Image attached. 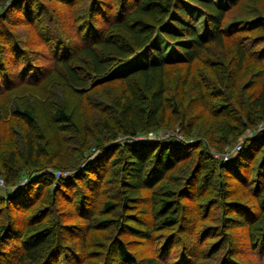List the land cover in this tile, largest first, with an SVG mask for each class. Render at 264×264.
Here are the masks:
<instances>
[{"label": "trees", "instance_id": "1", "mask_svg": "<svg viewBox=\"0 0 264 264\" xmlns=\"http://www.w3.org/2000/svg\"><path fill=\"white\" fill-rule=\"evenodd\" d=\"M254 1L0 0V39L29 24L50 55L42 64L38 48L15 42L5 59L0 44L10 187L0 264H264V126L254 127L264 120V12ZM192 11L202 35L184 21ZM176 63L184 70L168 81ZM175 125L194 139L113 140ZM247 127L229 158L209 150Z\"/></svg>", "mask_w": 264, "mask_h": 264}, {"label": "rangeland", "instance_id": "2", "mask_svg": "<svg viewBox=\"0 0 264 264\" xmlns=\"http://www.w3.org/2000/svg\"><path fill=\"white\" fill-rule=\"evenodd\" d=\"M215 2L218 5H221L223 7L227 6L226 0H215ZM253 3H255V5L258 7V9L261 12H264V0H255ZM18 14L19 15L22 14V9H21V12H19ZM190 16H191V20L184 19V21L186 23H191L192 25H194V27L197 29V31L201 35L204 34V26L205 25H204V21H203V15L199 12L192 11V12H190ZM20 24L21 23L14 25V26H10L12 30H9L8 32H6V37L4 36L0 39V44L3 45V51H2L1 56H3L5 59L12 58L14 56V54H13L14 50L12 51V48L15 45V42H17V45L24 44V45H27L26 47H30L27 52L34 51L38 48L41 51V53L44 55V56L38 57L39 54L38 53L36 54L37 58H40L39 62L42 64H48L50 55L47 54V52H48L47 47H46L47 45L45 44L46 45L45 46L44 44L40 43V41H39L40 36L38 34L37 29L32 28L29 24H23V25H20ZM171 48L173 49V47H171ZM14 49H16L15 46H14ZM38 49L36 51H38ZM169 50H170V47L167 48L165 54H169L170 56H172V58L180 59L178 54H176L174 49L172 51H169ZM31 53H32V55H34L33 52H31ZM173 53H174V55H173ZM208 53L212 54L213 52H212V50H208ZM215 56L216 55H211L212 58H214ZM227 58H228V56L225 57V61ZM197 65L199 67H202L201 63H199ZM184 67L185 66L183 63H176L174 65H169L168 68H170L172 71H171L170 75L166 72V70L164 71L166 79H168V81H173L176 78V75L178 73L180 74L183 72ZM120 71H122V70L118 69V70H116V73H118ZM247 78L248 77H246L245 75L242 74L241 76H239L237 78V80L235 81L236 83L234 85H239L240 83L242 84L244 82L243 80H245ZM254 86L256 87V85L253 84L251 87H249V89H253ZM241 87L247 89V90H245L246 93H247V91H249L248 87H246L245 85H242ZM224 89L227 91L229 90L226 87H224ZM52 92L54 93L55 97L60 95L59 96V98H60L61 96H63L65 91H64L63 87H53ZM70 99L71 98H69L68 101H70ZM8 123H11L12 125H14L16 127H18L20 125V124L18 125L17 124L18 122L14 121V120L9 121ZM259 124H262V125L258 126ZM262 126H264V120L258 121L254 127L260 128ZM10 129L12 130V128H10ZM253 129H251L250 127L245 128L243 130L244 134L242 133V135L238 136L236 139H234V141L230 142L231 144H228V146L225 147L226 149L224 151H218V150L214 149L212 146L211 147L209 146V150L212 152L213 155L215 154L214 156L219 155L221 157L222 156L221 153L229 150L232 147V145H234L235 142L242 141V138L245 135L250 134L251 132H249V131H251ZM5 130L6 129L4 128V126L0 127V132H1L2 136L5 132ZM134 135H142L146 138V140H153V139H157V138H160L163 136H168V135H178L177 137H179L183 140H186L187 143L194 139V137H186V138L182 137L180 132H179V126L178 125H175L173 128H162V129H158L155 131L152 130L150 132L146 131V132L137 133ZM148 135H150V136H148ZM129 136H132V134H123L120 132L117 134V136L113 140H124V139H127ZM143 141H145V140H143ZM15 142H17V138H16ZM96 149H97V147H90L89 151L88 150L85 151L83 154L85 156V159L92 157V155H94V153L96 152ZM65 170H67V169L65 168ZM68 170L71 171V169H68ZM21 179H25V180H23L25 182L26 176L21 174L19 176L17 182L15 183V186L19 184ZM23 183H21V184H23ZM7 189H10V187L4 183V186H0V193L4 195L3 192ZM87 190H88V188L86 189V191ZM63 200L65 201L64 197H62L61 202H63ZM75 201H76V199H75ZM75 204H76V202H75ZM70 208L71 207L68 205L65 206L66 210L67 209L69 210Z\"/></svg>", "mask_w": 264, "mask_h": 264}, {"label": "built area", "instance_id": "3", "mask_svg": "<svg viewBox=\"0 0 264 264\" xmlns=\"http://www.w3.org/2000/svg\"><path fill=\"white\" fill-rule=\"evenodd\" d=\"M262 124H259L258 126H261ZM249 132H252V131H249ZM151 135V134H150ZM149 135V136H150ZM159 136V135H158ZM178 136V135H177ZM144 136H142V135H132V136H129L127 139H125V140H131V139H134V140H136V141H143V140H146V138L144 137ZM240 146H241V141H237V142H235L234 143V145H232V147L229 149V150H227V151H225V152H223V153H221L222 154V156H221V158L222 159H227V158H229V156L233 153V152H235L236 150H238L239 148H240ZM215 155V154H214ZM216 156H219V155H216ZM67 172H68V170H65V169H57L56 171H55V175L56 176H64L65 174H67ZM23 180H25V179H21L20 180V182H19V184H21V183H23L24 181ZM0 186H4V181H3V177L0 175Z\"/></svg>", "mask_w": 264, "mask_h": 264}]
</instances>
